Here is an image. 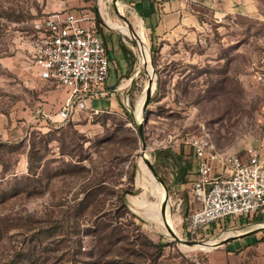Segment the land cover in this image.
Masks as SVG:
<instances>
[{
  "label": "rangeland",
  "instance_id": "rangeland-1",
  "mask_svg": "<svg viewBox=\"0 0 264 264\" xmlns=\"http://www.w3.org/2000/svg\"><path fill=\"white\" fill-rule=\"evenodd\" d=\"M103 1L104 20L127 26L123 14L138 30L127 12ZM42 10V0H0V264H209L216 249L186 250L132 203L142 194L158 202L137 183L135 109L148 78L147 67L137 72L136 42L102 23L129 47L130 75L104 86L96 112L89 107L60 122L67 92L41 80L32 58ZM185 27L161 42L144 32L154 86L141 119L148 160L167 187L166 218L180 239L201 242L243 222L228 217L196 237L186 233L194 166L187 142L206 135L241 157L263 142L264 0L252 13L203 15ZM158 150L191 163L185 183H173L179 160L156 161ZM256 254L264 264V247Z\"/></svg>",
  "mask_w": 264,
  "mask_h": 264
},
{
  "label": "built area",
  "instance_id": "built-area-1",
  "mask_svg": "<svg viewBox=\"0 0 264 264\" xmlns=\"http://www.w3.org/2000/svg\"><path fill=\"white\" fill-rule=\"evenodd\" d=\"M94 20L61 11L35 24L32 58L39 78L67 92L57 113L60 122L70 121L77 111L89 109L90 101L106 94L110 60ZM259 81L264 90V78ZM261 116L264 123V106ZM187 145L194 157L189 191L200 208L187 216L186 233L196 237L228 217L264 223V140L247 148L244 157L219 151L206 135L191 138Z\"/></svg>",
  "mask_w": 264,
  "mask_h": 264
},
{
  "label": "crops",
  "instance_id": "crops-1",
  "mask_svg": "<svg viewBox=\"0 0 264 264\" xmlns=\"http://www.w3.org/2000/svg\"><path fill=\"white\" fill-rule=\"evenodd\" d=\"M101 0H42L44 14L67 11L77 16L90 15L102 39L110 60L109 76L105 87L117 82L119 78L130 75L131 60L121 50L127 44L117 33L106 29L104 23L105 3ZM104 2V1H103ZM127 12L132 24L140 23L144 32L153 41L161 42L186 31V24L204 16L221 19L229 14H247L257 10L258 0H118ZM102 19V21H101ZM92 100L88 106L97 108ZM193 179V176H192ZM191 179V180H192ZM190 180V181H191ZM193 210L200 208L192 196ZM191 211V212H192ZM243 223L234 231L236 236L243 235L263 226L257 218H236ZM209 230V229H207ZM206 230V231H207ZM263 231L237 237L226 244L215 247L216 251L209 257V264H261L258 263L257 251L264 247ZM223 240V239H221ZM220 240V241H221Z\"/></svg>",
  "mask_w": 264,
  "mask_h": 264
},
{
  "label": "bare ground",
  "instance_id": "bare-ground-1",
  "mask_svg": "<svg viewBox=\"0 0 264 264\" xmlns=\"http://www.w3.org/2000/svg\"><path fill=\"white\" fill-rule=\"evenodd\" d=\"M106 1H112V0H106ZM100 3L103 6V4H104L103 0H101ZM116 6L119 7L120 10L123 9L122 4L118 1L116 2ZM104 21L110 28L117 29L123 35L130 37V38H133L135 40L136 45H137V50H138V57L137 58H139V65L137 68V72L143 71L144 68L147 67L146 76L148 78V81L146 82L145 91H146V89L152 90L153 86H154V75H153L154 73L152 72V67L150 65L151 60H150L149 52H148V48H147V42H146L147 40H146V36H145L144 30H143L141 24L138 23L137 24L138 30L132 32V31H130L131 29L129 30L127 26H123V25H119L117 23H113L108 19L107 20L105 19ZM144 97H145V93H144ZM144 97L142 96L136 105L135 116H136L137 122H140V120H141V108H142V103H143ZM144 157L146 159H148V155L146 152L144 154ZM139 167H140V171H141L142 176L141 177L139 176L137 178V183L140 184V186L143 188L150 186L151 192L153 193L154 197L156 196L158 198V202L155 201L157 203H152V202L150 203L144 198V194H142L141 196L132 198V203L136 207L143 209L144 215L146 216V218L148 220L155 222L161 228L166 229V227H168L178 237V234L174 230L171 221L168 218H166V212L168 210V201L164 204V198H165L164 189L159 184V182L155 180L156 178H154V176H152V174L148 170L146 164L144 163V161L141 157H140ZM158 184L162 188V192H163L161 214H160V211L158 210V207L160 205L162 192H161V189H160ZM135 196H136V194H135ZM233 236H236V233L233 231H228V232L220 234L218 239H211L209 241L201 242V244H199V245H195L192 247L186 246L184 248L186 250L187 249L188 250L198 249V250H204V251H211V250L215 249V246L219 243V239L220 240L221 239H228V238H232Z\"/></svg>",
  "mask_w": 264,
  "mask_h": 264
},
{
  "label": "water",
  "instance_id": "water-1",
  "mask_svg": "<svg viewBox=\"0 0 264 264\" xmlns=\"http://www.w3.org/2000/svg\"><path fill=\"white\" fill-rule=\"evenodd\" d=\"M117 1L118 0H112V5H113L116 13L119 14L118 11H117V8H116V2ZM119 16L123 19V21L126 23L128 29L130 30V25H129L128 21L126 20V18H124L123 14L122 15L119 14ZM101 21H102V19H101ZM128 38L131 41H135L133 38H130V37H128ZM151 92H152V90H147V89L145 91V97H144V100H143V103H142V108H141V115L144 113V110H145V108H146V106H147V104L149 102ZM135 128H136V132H137V135H138L140 144H141V158L143 159V161L146 164V166H147L148 170L150 171V173L154 176V178H156V180L159 182V184L164 189V192H165L164 204H165L167 201H169L166 184L158 176V174H157L154 166L152 165V163L148 159H146L144 157V154L146 152V144H145L144 137H143V119H141L140 122H137V120H135ZM165 230H166L167 234H169V236L172 238V240H174L175 242H177L178 244H180L183 247H186V246L187 247H192V246L201 244V242H204V241H201V242H192V241L182 240L179 237H177L172 232V230H170L168 227H166ZM259 231H264V225L261 226V227H259V228H257V229H255V230H253V231H251V232L245 233L243 235H238V236H233L232 238L223 239V240L219 241V243L215 247H218V246H221L223 244H226L227 242H230L231 240H233V239H235L237 237L247 236V235L253 234L255 232H259Z\"/></svg>",
  "mask_w": 264,
  "mask_h": 264
},
{
  "label": "trees",
  "instance_id": "trees-1",
  "mask_svg": "<svg viewBox=\"0 0 264 264\" xmlns=\"http://www.w3.org/2000/svg\"><path fill=\"white\" fill-rule=\"evenodd\" d=\"M120 47H121L122 52L127 57L129 56L128 59H130L131 58V52H130L129 48H127L125 45H121ZM131 64H132V61H131ZM127 116H128L129 121H132L130 115L127 114ZM191 152H192V149H191ZM169 154L172 155L167 150H158L157 152H155L154 158H155L156 161H160L165 155H169ZM192 154H193V152H192ZM181 156H182L181 153L179 155H177V156H173L172 155V157L177 158L179 160V162H178V168H177V173H176V176H175V178L173 180V183L174 184H183V183H185L186 176L188 175V173L190 172V170L192 168L191 163L190 162H184L182 160V157ZM28 167H29V169H28L29 171H28V176L25 177V180L26 181L31 177V172H30L31 169H30V166L29 165H28ZM120 198H123L122 195L120 196Z\"/></svg>",
  "mask_w": 264,
  "mask_h": 264
}]
</instances>
